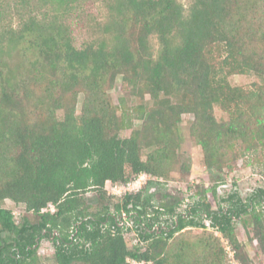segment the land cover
Segmentation results:
<instances>
[{
  "label": "trees",
  "instance_id": "16d2710c",
  "mask_svg": "<svg viewBox=\"0 0 264 264\" xmlns=\"http://www.w3.org/2000/svg\"><path fill=\"white\" fill-rule=\"evenodd\" d=\"M8 12L18 21L0 33V264H42L43 239L52 264H228L226 244L250 264L236 222L264 252V186L218 197L239 159L264 177V0H0ZM249 74L248 86L228 80ZM183 124L210 184L191 185L179 211L184 193L167 182L190 174ZM139 174L135 191L106 188Z\"/></svg>",
  "mask_w": 264,
  "mask_h": 264
},
{
  "label": "rangeland",
  "instance_id": "374dc122",
  "mask_svg": "<svg viewBox=\"0 0 264 264\" xmlns=\"http://www.w3.org/2000/svg\"><path fill=\"white\" fill-rule=\"evenodd\" d=\"M180 2L186 4L188 0H179ZM91 11L95 14L102 11L100 6V2L96 1L94 4L91 5ZM103 8V13H104ZM9 13V12H8ZM102 13V14H103ZM17 17L11 13H9L5 18L1 19L0 16V33L3 30L4 25H16ZM229 82L233 85H244L248 86L254 80H257V77L249 74V75H231L228 78ZM116 91L117 89H112L111 94L113 98H116ZM182 130V139H181V146L180 151L186 157L189 158L191 163L190 174L186 181H180L176 179L169 180L168 187L170 189L177 188L181 189L184 193V201L181 206L178 208L179 211H184V209L188 206L192 199V194L194 191V187L191 185H196L200 183H204V185L208 186L210 184L208 177L206 175L205 167L202 160V153L200 147L195 145L187 136V126L185 124L181 127ZM128 131H124L123 134H127ZM148 176L146 174H139L136 176L129 184H119L116 191L123 193V191H135L139 189V187L146 181ZM225 178L226 181L223 184L218 186V197L223 198L226 197L227 194L236 191L240 197L244 198L247 197L252 191L256 188L264 186V177L261 174V169L256 165H243L242 160L239 159L236 162L235 167L232 170L225 171ZM124 185V186H123ZM192 188H188L190 186ZM111 185L109 182L106 183V188L110 191ZM208 199L211 202L212 207L217 206L216 201L212 198L211 194H207ZM91 197V196H90ZM221 204H225V202H220ZM4 206L10 208L15 215H20L21 207L19 205H14L13 202L10 200H6ZM260 207V206H259ZM261 210L264 212V206L261 207ZM17 219V218H16ZM124 223L125 225L129 224V219L124 216ZM208 223V222H205ZM236 234L238 239L241 241H247V251L249 253V257L251 259L250 264H264V252L260 251L256 240H252L250 243L247 240V234L245 232L244 227L241 225L240 222H236L235 224ZM215 234L218 235L217 232ZM125 238L129 247L133 246L137 243L138 237L134 230H128L125 232ZM226 244V243H225ZM225 250L227 252V263L228 264H238L233 257V251L231 248L226 244ZM40 260L42 264H52V257H53V246L51 241L48 239H43L39 244L38 250Z\"/></svg>",
  "mask_w": 264,
  "mask_h": 264
},
{
  "label": "built area",
  "instance_id": "2783aa9c",
  "mask_svg": "<svg viewBox=\"0 0 264 264\" xmlns=\"http://www.w3.org/2000/svg\"><path fill=\"white\" fill-rule=\"evenodd\" d=\"M127 184H129V183H127ZM112 187H111V189H110V193H113V194H120L118 191H116L117 189V187L118 186H121V185H111ZM124 186V185H123ZM130 191V190H129ZM123 192H125V191H123ZM131 263L132 264H142V262H137V261H135V260H131Z\"/></svg>",
  "mask_w": 264,
  "mask_h": 264
}]
</instances>
